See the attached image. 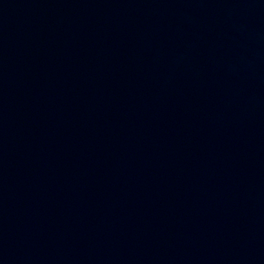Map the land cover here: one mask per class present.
<instances>
[{
    "label": "water",
    "instance_id": "1",
    "mask_svg": "<svg viewBox=\"0 0 264 264\" xmlns=\"http://www.w3.org/2000/svg\"><path fill=\"white\" fill-rule=\"evenodd\" d=\"M0 264H264V0H0Z\"/></svg>",
    "mask_w": 264,
    "mask_h": 264
}]
</instances>
